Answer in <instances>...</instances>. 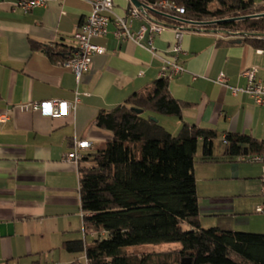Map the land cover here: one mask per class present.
<instances>
[{
  "label": "crops",
  "instance_id": "crops-1",
  "mask_svg": "<svg viewBox=\"0 0 264 264\" xmlns=\"http://www.w3.org/2000/svg\"><path fill=\"white\" fill-rule=\"evenodd\" d=\"M16 1L0 0V115H8L0 122V223L13 224L12 235L0 236V264H40L57 252L71 260L62 242L88 243L93 237L84 233L81 222L78 166L84 155L101 148L110 136L94 117L156 80L164 62L175 61L184 68L167 83L170 95L184 103L180 117L157 115L158 121L171 126L164 128L176 133L187 123L214 130L212 152L217 158L224 151L227 132L264 140V106L246 93L232 92L246 87L242 72L251 66L264 81V49L234 42L238 35L188 27L176 54L172 27L164 26L150 38L148 25L156 22L152 15L131 23L134 33L146 27L139 42L116 38L113 17L124 16L132 2L112 0L107 34L92 40L105 52L94 55L76 81L61 61L75 47L72 35L90 12L89 0H48L26 13L14 5ZM31 40L40 48L32 49ZM45 49L60 53L50 56ZM220 73L226 77L222 85L216 81ZM75 95V110L56 119L29 108L31 102L51 98L73 102ZM74 139L91 143L82 149L77 164L66 159ZM199 163L214 178V199L204 208L214 215V227L264 233V221L251 225L245 217L264 218L254 211L264 205L258 196L263 191L261 163L237 159ZM195 167L196 163L194 175Z\"/></svg>",
  "mask_w": 264,
  "mask_h": 264
},
{
  "label": "trees",
  "instance_id": "trees-1",
  "mask_svg": "<svg viewBox=\"0 0 264 264\" xmlns=\"http://www.w3.org/2000/svg\"><path fill=\"white\" fill-rule=\"evenodd\" d=\"M154 1L142 0L144 4ZM172 1L183 7L180 16L154 10L147 15L165 26L238 35L240 41L264 49V16H254L264 13V3ZM29 43L32 49L40 48L35 41ZM167 83L157 78L94 117L96 125L110 136L101 148L84 155L78 166L81 222L84 233L93 237L89 243L65 240L61 248L84 253L85 264H147L149 255L126 252L125 248L177 242L180 247L166 254L175 255L172 264L183 259L188 261L182 264H264V233L201 228L194 179L199 140L200 161H231L262 153L264 140L227 132L224 151L217 158L212 152L214 130L183 123L173 135L151 119L157 115L180 117L184 103L170 95Z\"/></svg>",
  "mask_w": 264,
  "mask_h": 264
},
{
  "label": "built area",
  "instance_id": "built-area-1",
  "mask_svg": "<svg viewBox=\"0 0 264 264\" xmlns=\"http://www.w3.org/2000/svg\"><path fill=\"white\" fill-rule=\"evenodd\" d=\"M47 1L48 0H18L14 5L21 8L26 13L35 6L45 5ZM139 1L142 2V0ZM89 3V14L87 15L85 21L78 26V29H76L72 35V38L75 41V47L72 52L67 54V56L61 61V65L63 67L68 68L73 72L76 81H79L81 74L88 69L91 58L94 55L103 54L105 52V48L102 45L96 44L92 40L94 38L103 37L107 34L109 14H111L113 10L112 0H89ZM148 10H154L165 14L168 13L176 17L180 16V13L182 14L184 12L183 7L178 6L172 0H156L152 3L144 4L142 9H139L131 3L129 10L124 16L113 17V23L115 26L114 35L116 38L139 42L143 32L146 30V27L142 26L137 33H134L130 28L131 23L134 19H141L145 17ZM148 26L151 38L153 34L160 33L165 25L152 21ZM172 28L174 30V38L176 40V43L172 47V51L177 54L181 49L178 42L184 29L177 26ZM150 51H154L153 46H151ZM153 54L155 55V52ZM183 70V66L175 61H172L168 65L164 62L157 77L169 80L176 74L183 72ZM242 74L247 80L246 87L232 88V92L234 94L237 92L246 93L253 99L255 104L264 106V81L257 78V68L255 66H251L245 69ZM216 81L221 85L225 84V75L220 73ZM76 102V95L73 102L58 98H51L31 102L29 104V108L33 111L41 113L42 115L56 119L70 113L72 110H75ZM7 119V114L0 115V122H4ZM71 145L72 149L66 154V159L77 164L82 158V149H88L91 143L87 140L74 139ZM237 160L249 161L250 163H261V183L262 190L264 192V152L243 155ZM256 211L264 214V205L258 206Z\"/></svg>",
  "mask_w": 264,
  "mask_h": 264
},
{
  "label": "rangeland",
  "instance_id": "rangeland-1",
  "mask_svg": "<svg viewBox=\"0 0 264 264\" xmlns=\"http://www.w3.org/2000/svg\"><path fill=\"white\" fill-rule=\"evenodd\" d=\"M159 123L161 125H164L165 127H171L170 124L163 121V119H161V122L159 121ZM172 134L175 135L177 134V132L176 133L173 132ZM199 152H200V145L196 153V161H195L196 167H195V175H194L196 194L198 197V206H199V221L201 223V228H210V227H214V215L210 214L209 210H205L204 208L209 207L210 201L214 199V191H213L214 178L209 176V174H206L205 169L201 168L202 165H200L198 160V157L200 155ZM225 183H227L226 180L221 182V184H225ZM259 193H260V195H258L259 198L264 199V192L262 191ZM247 197L250 196H242L241 198L246 199ZM255 210L256 209H254V211ZM256 214L260 215V213L258 212H256ZM251 215L252 214L245 215V217L251 221V225L262 224V222L264 221L263 216L256 217ZM254 229H258V228H254ZM91 239L92 237L91 238L88 237V243L91 241ZM179 247L180 244L174 242V243H164V244H156V245L130 246V247H126L125 251L131 253L149 255L150 259L147 264H172L173 260L175 259V255L173 254L166 255V254L169 251L175 250ZM57 254L58 252L50 254L48 257V261L43 258L42 261H40L41 262L40 264H56L57 263L56 261H61V264H70V261L72 262L77 261L81 264H85L84 253H74V254L67 253L68 255L71 256V260L65 259V257L63 258L59 257L57 256Z\"/></svg>",
  "mask_w": 264,
  "mask_h": 264
},
{
  "label": "water",
  "instance_id": "water-1",
  "mask_svg": "<svg viewBox=\"0 0 264 264\" xmlns=\"http://www.w3.org/2000/svg\"><path fill=\"white\" fill-rule=\"evenodd\" d=\"M133 3V5H135L136 7H138L139 9H142L144 7V4L142 2H140L139 0H129ZM254 16H264V13H259V14H256ZM223 20H226V19H223ZM223 20H217L216 22L218 21H223ZM157 23H160V22H157ZM198 22H195L194 24H197ZM162 25H164L163 23H160ZM234 42H240V39H235L233 40ZM135 111L137 113H141L142 110L141 109H135ZM151 119L157 121V118L156 117H153L151 116ZM13 234V224L11 222H4V223H0V236L3 237V236H10ZM184 261H188V260H181L180 264H182Z\"/></svg>",
  "mask_w": 264,
  "mask_h": 264
}]
</instances>
